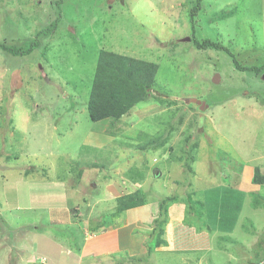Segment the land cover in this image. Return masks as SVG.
Instances as JSON below:
<instances>
[{
    "label": "rangeland",
    "instance_id": "rangeland-1",
    "mask_svg": "<svg viewBox=\"0 0 264 264\" xmlns=\"http://www.w3.org/2000/svg\"><path fill=\"white\" fill-rule=\"evenodd\" d=\"M201 2L192 21L198 0H0V42H39L26 56L0 50V264L71 263L52 241L81 251L83 227L105 231L117 204L107 188L115 187L149 196L148 206L116 218L121 233L136 231L141 250L117 262L264 264V185L253 182L256 168L264 176V70L236 64L264 66V0ZM195 39L231 55L197 49ZM101 50L155 62L159 71L147 103L94 123L87 104ZM154 136L164 147L142 152L143 138ZM139 173L142 183L132 182ZM20 182L35 188L31 196L21 189L25 200ZM170 195L204 200V210L180 203L173 212L208 240L188 241L176 228L175 249L148 253L157 201ZM27 199L36 207L27 209ZM56 205L78 210L67 216ZM91 216L93 227L81 223ZM93 247L92 263L105 258Z\"/></svg>",
    "mask_w": 264,
    "mask_h": 264
},
{
    "label": "trees",
    "instance_id": "trees-1",
    "mask_svg": "<svg viewBox=\"0 0 264 264\" xmlns=\"http://www.w3.org/2000/svg\"><path fill=\"white\" fill-rule=\"evenodd\" d=\"M57 5L60 7L61 3L58 2ZM201 5V0H198L197 7L192 9V21L201 11ZM57 24L58 21H56L53 26L57 27ZM38 44L39 42L35 41L27 49H17L16 47H11L0 42V50L14 56H26L32 54ZM194 44L197 49L200 50H224L230 54L227 48L210 39H206L203 42L195 39ZM236 64L238 68L255 72L258 75L264 70V66L243 68L237 62ZM158 71L159 65L155 62L121 55L112 51L101 50L99 52L95 79L87 104L91 121L96 123L111 118L121 120L135 107L147 103L153 91H155ZM159 140L160 138L158 139L156 136L153 138L144 137L143 142L139 145V149L145 153V151L150 149L156 150L164 147L165 142H160ZM133 178L132 182L136 183V181L139 180L137 183H142L144 177L142 173H139ZM253 182L261 186L264 185V176L258 168H256ZM183 199L184 198H180L177 195H170L157 201L159 213L158 217L155 219L153 232L150 235L155 238V243L148 245V253H151L153 248L167 245V241L163 236L166 233V226L170 220L169 209L171 206L186 203V206L190 208V210L199 209V206L204 210L203 208L206 205L204 200H197L192 196L187 197L185 200ZM116 201V211L113 213V217H110L111 222H117L116 218L122 216L126 211L146 206L149 203V196L145 189L141 187L137 188L132 193L130 192L120 196ZM202 204H204V206ZM202 218L204 220V217ZM185 222L190 225V227H196L195 224L191 225V220H186ZM204 223L207 224L206 221ZM207 227L208 229L211 228L210 226ZM95 229H97V227ZM196 231L201 232L202 230L197 228Z\"/></svg>",
    "mask_w": 264,
    "mask_h": 264
},
{
    "label": "crops",
    "instance_id": "crops-1",
    "mask_svg": "<svg viewBox=\"0 0 264 264\" xmlns=\"http://www.w3.org/2000/svg\"><path fill=\"white\" fill-rule=\"evenodd\" d=\"M38 185L39 184H37V186ZM24 188L27 190L25 194H28L29 196H31V194H30L31 188H33L35 190L33 184H31V183H21L20 182L19 185H18V189H19V191L21 193V196H19L20 200H22V199L25 200V198L23 197V192H21V189L24 190ZM41 188L45 190L44 187H41ZM41 188L39 186V190ZM59 188H62V187H58V189ZM107 190L111 191V192H108V195H109V197H112L113 200H111V202H113V203L117 200V198H119L120 196H122L124 194V193H122L120 191V189H118L116 187L115 188H107ZM59 197H60V199H61V197L63 199L65 197V194L64 195H60ZM27 201L30 202V204L27 207V209L31 210L30 207H36L33 204V201L28 200V199H27ZM100 201H102V200H100ZM108 202L110 203V201H108L106 199V200H104L102 202H99V203H108ZM91 205H92L91 203L88 204V206L92 207ZM146 206H148V205H146ZM178 206L179 205L176 204V205L171 206V208H170V209H172L171 219L169 220V223L166 226V233H165V238H164L167 241V245L161 246V247L157 248L156 250L171 251L172 249L176 248L174 241L179 239V237H177V235L175 233L176 232V228L182 230V232L185 235H187L188 241L192 242V241H199V240H205V241L208 240V237H207V235H205V232L198 233L194 227H188L187 225H185V222H184L185 216L184 215H183V218H181V219L174 218L175 213L173 212V208L174 207L176 208ZM73 208L78 210L76 207H73ZM73 208H70L68 210V209H64L63 205L59 206V207H57V205H56L54 211L63 212V213H66L67 216H69L70 212L75 210V209L73 210ZM87 209H89V208H87ZM184 209H185V206H183V209H180V211L183 210V212H184ZM45 210L48 211V209L43 208V207L37 208V211H45ZM146 210L149 213L152 214V212L154 211V208L152 207V208L149 209L148 207H146ZM129 211H133L135 213L136 210L134 211L132 209V210H129ZM92 217L93 216H91V218H89V220H87L85 222H81V221L80 222L82 224L86 223L89 227H93V225L90 224ZM120 222L121 221H119V222L118 221L117 222H111L110 221L108 224H106V226L108 228H106L105 231L101 230L98 227H97V229H95L96 228L95 226L91 230H89L87 227H86V229L83 227L86 236H85L84 242H83V245H85V246H83V248H80L81 251L78 250V249H75L74 252H73L71 247L70 248H68V247L65 248L64 244L62 242L58 241L57 237H55L52 242L54 244L58 245V247L60 249V252L62 254H66L70 258L71 263H69V264H110L107 261L109 259L112 260V261L114 259H116L115 263H117V264H130V262L125 261V259H123V258H119L120 260H118V262H117V258L123 252H125L126 255H127V253H128V255L130 253V255L128 256L129 257L128 260H132L133 258H137L139 256V254L141 255V250H140V247H139V239L140 238L137 235H134V233L136 231H133V234H129V235L126 234V232L125 233H121L120 230H119V229H121V228H119L121 226L118 227V225H117ZM109 226H111V227H109ZM28 229H33L35 232H38V235H43V234H40V233L44 232V231H39L38 228L32 227V225L30 227H28ZM45 234H46V232H45ZM138 234L142 235L144 233H141L139 231ZM56 239H57V241H56ZM198 244L199 243L197 242V245ZM91 245H93L96 248V251L98 252L99 256L107 254L105 256V258L101 259V257H100V260L98 262L92 263V261H94V257L87 255L88 254V248ZM94 247H93L92 250L95 249ZM26 249H28L30 251V253H31L32 249H30L27 246H26ZM201 250L203 251L205 249L202 248ZM94 255L95 254H93V256ZM48 258L49 257H47V259ZM43 259H46V257L43 258ZM60 261L57 264H61L62 261L61 262ZM40 264H47V263L46 262L43 263L42 261H40Z\"/></svg>",
    "mask_w": 264,
    "mask_h": 264
},
{
    "label": "water",
    "instance_id": "water-1",
    "mask_svg": "<svg viewBox=\"0 0 264 264\" xmlns=\"http://www.w3.org/2000/svg\"><path fill=\"white\" fill-rule=\"evenodd\" d=\"M185 41H190V38L185 39ZM219 82H220V76L217 75V76L214 78V83H219ZM189 101L192 102V103H195V104L198 105L201 109H203L204 106L206 107V103H204V102H200V101L195 100V99H193V100H189Z\"/></svg>",
    "mask_w": 264,
    "mask_h": 264
}]
</instances>
